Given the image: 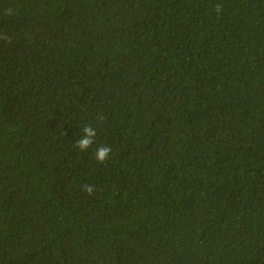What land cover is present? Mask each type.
Masks as SVG:
<instances>
[{
	"label": "trees",
	"instance_id": "1",
	"mask_svg": "<svg viewBox=\"0 0 264 264\" xmlns=\"http://www.w3.org/2000/svg\"><path fill=\"white\" fill-rule=\"evenodd\" d=\"M5 36L0 264H264V0H0Z\"/></svg>",
	"mask_w": 264,
	"mask_h": 264
},
{
	"label": "clouds",
	"instance_id": "2",
	"mask_svg": "<svg viewBox=\"0 0 264 264\" xmlns=\"http://www.w3.org/2000/svg\"><path fill=\"white\" fill-rule=\"evenodd\" d=\"M7 11L10 12L11 10L9 9ZM215 11L217 12V14H219L222 11L221 6L216 5ZM0 39L7 40L8 37L6 36L0 37ZM95 136H96V129L91 124L85 125L82 129V135L75 142V147L80 151L88 150L89 147L94 143ZM111 151L112 149L110 146L102 145V146L97 147L93 155L95 157V160L98 163H104L109 158V154ZM82 190L86 194L92 195L93 192L95 191V187L94 185H91V184H85L82 186Z\"/></svg>",
	"mask_w": 264,
	"mask_h": 264
}]
</instances>
